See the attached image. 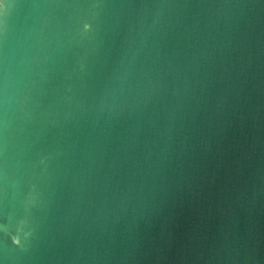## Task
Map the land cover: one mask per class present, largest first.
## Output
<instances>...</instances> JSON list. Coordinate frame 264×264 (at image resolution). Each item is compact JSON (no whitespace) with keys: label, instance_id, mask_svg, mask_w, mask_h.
Segmentation results:
<instances>
[{"label":"water","instance_id":"1","mask_svg":"<svg viewBox=\"0 0 264 264\" xmlns=\"http://www.w3.org/2000/svg\"><path fill=\"white\" fill-rule=\"evenodd\" d=\"M0 264H264V0H0Z\"/></svg>","mask_w":264,"mask_h":264}]
</instances>
